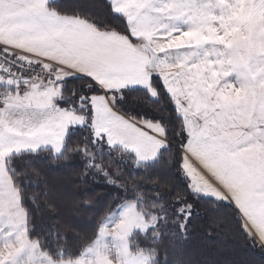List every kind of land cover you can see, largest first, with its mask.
<instances>
[{"label": "rangeland", "instance_id": "1", "mask_svg": "<svg viewBox=\"0 0 264 264\" xmlns=\"http://www.w3.org/2000/svg\"><path fill=\"white\" fill-rule=\"evenodd\" d=\"M109 1L126 17L138 42L112 30H100L99 39L92 32L89 34L88 64L82 71L95 77L99 82L93 80L106 91L81 97L90 99L95 122H101L106 112H111L106 108L108 99L116 108L118 91L137 88L140 84L146 85L152 97H156L152 73L145 61L150 53L140 45L142 41L149 42L158 52L155 72L168 84L179 114L185 119L188 140L183 167L193 190L234 203L247 231L261 242L264 236V0ZM185 32L197 35L180 40ZM204 36L210 39L205 40ZM218 36H223V40ZM233 41L240 44L238 55H233L228 47ZM11 48L26 61H39L47 68L53 65L54 70H61L48 60ZM220 52L225 55H219ZM216 72L219 75H214ZM5 77L7 74L0 70V91L6 97L18 98L15 110L18 111V106L21 110L22 97L27 101L24 111L31 116L61 106L58 80L37 81L40 84L23 95L19 92L23 88L16 86L31 79L9 77L5 82ZM67 119V134L71 128L87 123L86 114L76 110ZM20 122V119H8L9 125L19 126ZM146 126L149 138L158 140L164 135L161 124L151 122ZM25 138L28 135L10 127L0 128V264H25L26 251L31 258L38 255L37 244L28 237L27 213L21 205L19 189L6 167L9 154L45 147V140L19 146V140ZM63 148L57 143L54 152L60 154ZM127 204H130L128 208L119 207L104 220L96 242L80 258L56 264H150L148 254L131 250L129 239L136 230L147 231L156 220L147 221L135 203ZM189 208L181 206L179 211L186 212ZM35 262L28 260L27 264H44L40 260Z\"/></svg>", "mask_w": 264, "mask_h": 264}, {"label": "trees", "instance_id": "2", "mask_svg": "<svg viewBox=\"0 0 264 264\" xmlns=\"http://www.w3.org/2000/svg\"><path fill=\"white\" fill-rule=\"evenodd\" d=\"M50 7L138 42L109 0H58ZM151 73L156 97L142 87L116 92L121 112L164 128L167 145L146 163L94 129L91 101L81 97L105 93L101 86L80 75L59 81L58 104L86 114L87 123L68 131L59 155L46 148L6 161L27 213L29 239L53 261L78 259L94 245L104 220L129 202L147 221L156 220L129 239L131 250L148 254L150 264H264V245L247 231L235 204L193 190L183 167L185 119L162 78ZM187 205L189 210L179 211Z\"/></svg>", "mask_w": 264, "mask_h": 264}, {"label": "crops", "instance_id": "3", "mask_svg": "<svg viewBox=\"0 0 264 264\" xmlns=\"http://www.w3.org/2000/svg\"><path fill=\"white\" fill-rule=\"evenodd\" d=\"M55 1L58 0H0V42L17 48L24 54L41 57L44 60L50 61V63L60 67L62 72H64L63 77L77 75L88 76L82 71V68L88 64V54L86 50L88 36L92 32V34L97 35L99 39L100 30L81 17L58 13L55 9L50 7V4ZM113 6L117 11V6L114 4ZM74 29H76V31ZM101 38L103 41V36H101ZM145 61L148 64V71L150 72V57H145ZM90 78L94 79L97 83L99 82L95 77ZM8 79L9 77L3 78L5 82ZM20 83L17 82L16 84H20L21 86L16 87L17 89L23 88L19 92L25 95L27 91L36 87L39 82L34 80H23ZM145 86L146 85L142 86L140 84L136 85V87L146 88L149 91ZM166 87L171 93L175 104H177L168 84H166ZM149 93L152 96L150 91ZM22 98L23 100H20V105L23 104V106L21 110L18 106L17 111L15 110V101H17L18 98L6 97L5 104L0 107V128L6 129L10 127V129H15L18 133L28 135V138H25L24 141L19 140V146H24L25 144L32 145L41 140H45V147H41L40 149L48 148L54 152L57 143L60 147L64 146L67 135L66 132L69 128L67 116H71L75 110L62 106L58 107V105H56L53 106V110L37 112L31 116L30 113L24 111L25 107H27V101L25 97ZM106 104V108L111 109V112H106V117L104 120H101V122H95L96 119L93 114L94 129L98 133L104 134L111 145L119 146L132 152L137 162L146 163L155 160L160 151L168 143V140L165 138L164 128V135L162 134L158 140L149 138V128L146 125H149L151 122L138 121L125 115L115 108L109 99ZM8 119L14 121L20 119V125L18 126V123L9 125ZM58 121L62 123L59 124ZM48 131L52 132L49 133ZM48 137L50 138L47 139ZM40 149L28 148L15 153L38 151ZM11 152L12 151H10V153ZM12 154H14V152ZM9 155L11 156V154ZM128 205L130 204L125 203L121 205L120 208H128ZM261 242H264V240L261 239ZM34 243L37 244L38 255H33V258H31L32 255L30 253L27 251L24 252L23 263L27 264L28 260L32 263L40 260L44 264H47V261L48 263L50 262L49 264L63 262L53 261L46 252L44 254V251L41 252L42 250H39L40 246L38 242L34 241ZM34 258L35 261L33 262L32 259Z\"/></svg>", "mask_w": 264, "mask_h": 264}, {"label": "built area", "instance_id": "4", "mask_svg": "<svg viewBox=\"0 0 264 264\" xmlns=\"http://www.w3.org/2000/svg\"><path fill=\"white\" fill-rule=\"evenodd\" d=\"M39 61H26L14 51L13 48L3 46L0 43V70L6 73L9 77H23L36 81H55L64 75V72L59 69H53ZM5 94L0 91V106L4 104Z\"/></svg>", "mask_w": 264, "mask_h": 264}, {"label": "snow or ice", "instance_id": "5", "mask_svg": "<svg viewBox=\"0 0 264 264\" xmlns=\"http://www.w3.org/2000/svg\"><path fill=\"white\" fill-rule=\"evenodd\" d=\"M194 35H197V33H194V32H185V33L183 34V36H181L179 39H180V40H183V38H184L185 36H194ZM217 38L220 39L221 41L223 40V36H218ZM204 39L207 40V39H210V37H208V36H204ZM228 47L232 49V54H233V55H238V54H239L240 44H239L238 41H233V43L229 44ZM218 54H219V55H225L224 52H220V53H218ZM221 63H222V62H221ZM214 75H219V73L216 72V73H214ZM224 98L227 99L226 96H225ZM261 239L264 240V236H262Z\"/></svg>", "mask_w": 264, "mask_h": 264}, {"label": "water", "instance_id": "6", "mask_svg": "<svg viewBox=\"0 0 264 264\" xmlns=\"http://www.w3.org/2000/svg\"><path fill=\"white\" fill-rule=\"evenodd\" d=\"M140 45L150 53L149 70L156 71L158 62V52L153 48V46H151L149 42L142 41Z\"/></svg>", "mask_w": 264, "mask_h": 264}]
</instances>
